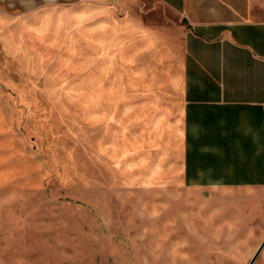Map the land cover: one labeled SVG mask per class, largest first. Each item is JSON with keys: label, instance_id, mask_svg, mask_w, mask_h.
<instances>
[{"label": "rangeland", "instance_id": "rangeland-1", "mask_svg": "<svg viewBox=\"0 0 264 264\" xmlns=\"http://www.w3.org/2000/svg\"><path fill=\"white\" fill-rule=\"evenodd\" d=\"M132 1L88 2L54 39L1 26L0 264H248L261 241V191L148 184L93 153L90 19L133 10ZM137 1L143 15L159 11L153 23L178 24L153 0Z\"/></svg>", "mask_w": 264, "mask_h": 264}, {"label": "crops", "instance_id": "crops-1", "mask_svg": "<svg viewBox=\"0 0 264 264\" xmlns=\"http://www.w3.org/2000/svg\"><path fill=\"white\" fill-rule=\"evenodd\" d=\"M88 2L98 0H0V28L19 24L33 36L26 40L54 39ZM153 2L178 24L153 23L159 11L143 15L137 0L121 15L90 19L93 153L142 171L148 184L264 194V0ZM253 264H264V246Z\"/></svg>", "mask_w": 264, "mask_h": 264}, {"label": "water", "instance_id": "water-1", "mask_svg": "<svg viewBox=\"0 0 264 264\" xmlns=\"http://www.w3.org/2000/svg\"><path fill=\"white\" fill-rule=\"evenodd\" d=\"M263 246H264V240L262 241V243L260 244V246L258 247L257 251L255 252L254 256L252 257V259L250 260V262L248 264H253L254 260L256 259V257L261 252Z\"/></svg>", "mask_w": 264, "mask_h": 264}]
</instances>
